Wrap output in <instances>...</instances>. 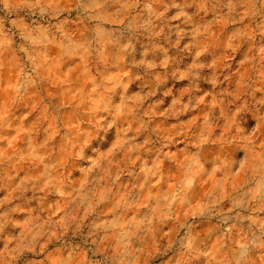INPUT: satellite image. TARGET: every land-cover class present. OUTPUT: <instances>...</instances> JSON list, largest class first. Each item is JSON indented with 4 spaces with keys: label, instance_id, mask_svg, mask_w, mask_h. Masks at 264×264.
Wrapping results in <instances>:
<instances>
[{
    "label": "clouds",
    "instance_id": "obj_1",
    "mask_svg": "<svg viewBox=\"0 0 264 264\" xmlns=\"http://www.w3.org/2000/svg\"><path fill=\"white\" fill-rule=\"evenodd\" d=\"M222 22L220 46L209 49ZM224 54L235 61L221 62ZM77 79L87 80L82 92ZM53 81L67 102L47 98ZM184 88L192 91L181 97ZM0 93L9 101H0L3 264H53L41 255L49 244L55 264H81L85 253L84 264L146 255L225 264L212 245L231 247L245 221L251 238L233 241L231 264L253 249L264 255V0H0ZM33 109L29 124L44 126L19 142L16 113ZM197 223L216 230L201 237Z\"/></svg>",
    "mask_w": 264,
    "mask_h": 264
},
{
    "label": "rangeland",
    "instance_id": "obj_2",
    "mask_svg": "<svg viewBox=\"0 0 264 264\" xmlns=\"http://www.w3.org/2000/svg\"><path fill=\"white\" fill-rule=\"evenodd\" d=\"M203 26V25H202ZM226 25L222 22L221 25L218 27V29H213V31L215 32V44H209V49L212 48H219V41L223 38V34H224V29H225ZM78 34L81 36H87V33L85 32V30L83 29V27L78 29ZM244 45L242 44L241 47H243ZM256 43H253L252 45V50L254 51L256 48ZM59 52H53L49 59L50 61L53 60V58H55L56 60H59ZM205 56H207V53H205L202 57L201 60H203L205 58ZM181 59V63L185 62V58H180ZM236 59V57L234 56H229L227 54H224L223 56L220 57L221 62L222 61H230V62H234ZM52 67L54 70L58 69V64L57 63H53ZM103 69V65L100 66ZM94 70V69H93ZM77 74H79L82 69L80 67H77V69L75 70ZM242 71V69H241ZM9 76L14 77L15 73L14 72H9V73H5V79H7ZM76 86L78 87V89L82 92L84 87L87 85V80H79L77 79L75 81ZM172 87V93H176L177 89L180 88L179 84H176L174 86L170 85ZM192 90L190 88H184L181 92H180V96L184 97L190 94ZM45 95L47 96V98L49 100H53L56 102H59L61 100H64L65 102H67L70 97L69 94L66 91L62 90V87L60 84H57L55 81H53L50 85L45 87ZM160 89H155L153 92V96L156 98H160ZM212 94L210 93L209 96L205 99L201 100V106H203L204 104H206L208 102V100L211 99ZM43 98L41 97L40 99L37 100V108L39 107V104L41 102ZM0 101H3L5 103H9V101L7 100V98L5 97V95L3 93H0ZM163 103L166 105L168 103V96H164L163 97ZM9 111L10 112H16L15 107L11 106L9 104ZM37 109H33L31 113L26 114V115H21L20 113H16V118L17 120H23V124L21 125L20 129H19V142H23L24 137L28 134H37V132L39 130L42 129V127L44 126V121L37 119L32 121L31 124H29V121L32 120V117L36 114ZM201 115L202 114H198L195 115L193 117L192 120V125H195L200 119H201ZM159 117L162 118L163 117V113L161 112L159 114ZM62 119L63 122L67 125H69L70 127H73V132L80 130L81 132L83 131V124L82 123H75V117L74 114L71 111H64L62 114ZM165 128H167V122H165L164 124ZM52 132V135L55 136L57 139L59 138V133L55 132V125H53V128L50 130ZM11 139V138H10ZM11 143L13 145H15L17 143V140L12 139ZM262 143H264V141H262ZM70 146V145H69ZM57 145L55 143H53L52 145L49 146V153H55L57 150ZM59 147L62 150H66L64 145H59ZM61 161L62 164L67 165V160L64 158V156H61ZM20 174V170H18L17 175ZM38 173L35 171H29L28 175L29 176H36ZM169 175L171 176L173 182L177 181L180 179L179 174L178 173H169ZM201 193H197V195H199ZM228 208H231V204L227 205V208H225L224 210L227 211ZM260 216L262 218H264V212L259 213ZM247 221L244 222L243 225H237V227L239 228V232L237 233L236 230H233L232 233V237L231 239L228 241L229 245H232L231 247L226 246L225 249L223 250V252H217V245H212V251L213 253H215L217 256H223L224 258V262L225 264H231L232 261V256H233V248L235 247L233 241L239 239L240 237H243L245 234L248 235L249 238H251V233L247 232ZM194 228L197 232L198 235H200L201 237H206L209 234L213 233L216 229H215V225L208 223L205 225H201L199 223L194 225ZM166 231L171 233L172 232V227H168L166 228ZM206 242V241H205ZM52 248V245L49 244L46 246L45 252L41 255L43 256H48L50 259H52L53 264H55V258H54V253L50 252V249ZM105 252H110V249L108 247V244L106 243L105 246ZM257 249H253L249 252H247L245 254L244 257H242V259L239 261V264H264V255H257ZM8 249H3L0 250V264H3V257L7 255ZM31 253H25V256H31ZM99 255V254H98ZM91 254L90 253H85L81 255V264H84V262L86 260H88L90 258ZM158 257L155 256H147L142 259L141 264H156ZM198 260L199 258H196L192 264H198ZM17 264H24V256H21L18 261ZM45 264H47V262L45 261ZM211 264H217V260H212Z\"/></svg>",
    "mask_w": 264,
    "mask_h": 264
}]
</instances>
